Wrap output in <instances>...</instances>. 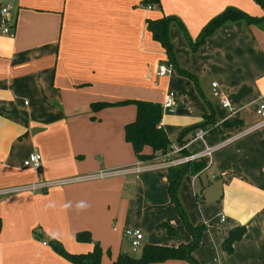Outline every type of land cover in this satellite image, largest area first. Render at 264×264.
<instances>
[{"label": "crops", "instance_id": "1", "mask_svg": "<svg viewBox=\"0 0 264 264\" xmlns=\"http://www.w3.org/2000/svg\"><path fill=\"white\" fill-rule=\"evenodd\" d=\"M147 3L0 0V189L23 188L0 200V264H74L51 240L71 254L87 253L96 243L114 261L126 254L127 229L142 232L141 250L192 240L171 202L166 169L95 177L140 161L124 135L136 106L117 103L162 105L165 92L175 96L160 122L171 144L207 115L215 123L207 127L205 143L224 144L178 187L189 222L206 229L191 256L198 264H264V126L241 135L261 119L256 106L264 101V9L255 0H158L150 8ZM227 7L262 19L226 22L192 51L182 26L195 41ZM165 17L174 18L168 37L176 65L157 77L168 57L147 23ZM220 95L233 113L220 105ZM97 101L114 104L93 111ZM203 144L190 142L186 151ZM32 152L41 156L40 172L23 165ZM36 182L54 185L28 188ZM164 223L177 234H168ZM241 225L244 235L226 252L223 240ZM81 231L91 240H77Z\"/></svg>", "mask_w": 264, "mask_h": 264}, {"label": "trees", "instance_id": "2", "mask_svg": "<svg viewBox=\"0 0 264 264\" xmlns=\"http://www.w3.org/2000/svg\"><path fill=\"white\" fill-rule=\"evenodd\" d=\"M264 9V0H255ZM151 4L158 2V0H148ZM261 17H264L261 16ZM174 18H161L155 21H148L147 26L153 34V37L159 41L168 57L167 64L172 63L174 66L175 58L173 54V47L168 37V25ZM239 19H244L247 23H251L262 18L252 17L244 12L233 8L227 7L219 15L211 19L201 30L199 36L195 41H192L187 32L182 26V30L188 40L189 46L192 51H195L202 43L205 42L206 38L219 26L226 22H232ZM178 69V68H177ZM179 72L190 75L181 69ZM132 102L136 106V116L131 122L124 125V135L127 142H129L133 148L134 153L139 160H147L151 157V154L155 150L166 151L170 146L171 142L160 126L162 118V106L160 103L145 101V100H127L118 102L117 104H125ZM114 103L97 101L91 103V109L98 111L103 107L113 105ZM215 123V119L210 116H205L202 122L183 128L177 137L179 143H184L189 139H184L188 132H193L198 127L206 128ZM228 123V122H225ZM191 135V136H192ZM145 146L151 148L150 153H144L143 149ZM205 161L199 160L190 163H185L177 166H172L167 169L168 171V185L167 190L170 195L171 202L175 205L176 211L182 219L186 229L191 233L192 240L186 244H179L176 247L164 246V245H143L141 253L138 257L128 256L127 254L119 255L116 260L109 264H148L152 262L165 261L167 259H184L192 264H198L197 261L191 256V251L195 249L199 243L200 237L206 232L203 224L193 226L184 211L182 204L177 195L179 184L183 176L187 173L196 174L205 168ZM166 232L170 235H176L177 230L164 223L163 224ZM246 231V227L236 226L229 230L228 235L222 242V247L226 252L232 250L233 243L242 238ZM76 239L79 241H90V236L87 231H81L76 234ZM52 247L59 254L70 260L74 264H104L101 261L102 250L98 244H94L91 251L87 253L71 254L67 253L62 245L56 241L51 240Z\"/></svg>", "mask_w": 264, "mask_h": 264}, {"label": "built area", "instance_id": "3", "mask_svg": "<svg viewBox=\"0 0 264 264\" xmlns=\"http://www.w3.org/2000/svg\"><path fill=\"white\" fill-rule=\"evenodd\" d=\"M148 8L151 7V3L148 2L146 5ZM7 12V8H2L1 13L5 14ZM3 32H9L8 26L5 25L3 27ZM172 71L171 64H167L165 61L161 62L156 71L155 75L157 77H163L169 74ZM157 85L158 83L155 82ZM215 83H212V86H215ZM219 103L222 107L229 110V112L233 113L234 108L229 100L223 96H219ZM162 111H170L175 106V96L171 92H165L162 101ZM256 112L260 116V121L253 124L252 126L246 128L244 131L241 132V135L246 134L252 130H255L261 126H264V101L256 106ZM207 129L203 127H198L194 130L193 135L191 136L190 140L185 141L184 143H177V144H170L166 151L155 150L152 152L151 157L147 160H140L136 162V164L132 165L131 167L127 168H113V169H106L101 170L96 173L95 177H103L109 175L119 174L121 172H134L139 173L143 171H152V170H159V169H168L172 166H177L185 163H190L194 161L204 160L207 164L211 159L212 153L217 150L218 148L222 147L224 144H218L214 146H210L205 143ZM200 140L202 141L203 147L192 153H188L186 151L187 146L190 142ZM41 156L37 152H32L24 159L23 165L26 167H30L35 169L37 172L42 170L41 167ZM62 182V181H58ZM54 185V183H45V182H36L32 183L28 186L29 189L35 190L38 188H42L44 186ZM27 188V187H26ZM21 187H8L0 189V200L1 197L5 194L13 193L19 190H22ZM126 234L130 237V246L132 251H136L142 245L143 235L142 232L138 229H127ZM45 243V242H44Z\"/></svg>", "mask_w": 264, "mask_h": 264}, {"label": "rangeland", "instance_id": "4", "mask_svg": "<svg viewBox=\"0 0 264 264\" xmlns=\"http://www.w3.org/2000/svg\"><path fill=\"white\" fill-rule=\"evenodd\" d=\"M163 112H165V111H162V113ZM198 149H194V150H192L190 153H192V152H195V151H197ZM125 241V240H124ZM126 242V241H125ZM142 246V245H141ZM123 252H125L128 256H132V257H138L139 255H140V253H141V247H139L135 252L134 251H132V249H131V246H130V244L129 243H126V245H125V248H124V250H123ZM122 252V253H123ZM111 253H112V251H111ZM114 256V255H113ZM112 256V254H111V256L108 254V252L107 251H104V253L102 252V255H101V261L102 262H104V263H110L112 260V258H114Z\"/></svg>", "mask_w": 264, "mask_h": 264}]
</instances>
